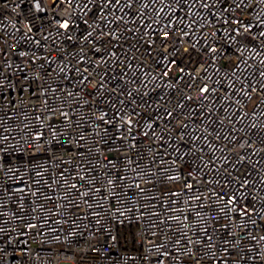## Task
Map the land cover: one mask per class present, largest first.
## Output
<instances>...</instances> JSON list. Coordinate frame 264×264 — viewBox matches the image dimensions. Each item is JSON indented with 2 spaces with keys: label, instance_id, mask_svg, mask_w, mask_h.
Instances as JSON below:
<instances>
[{
  "label": "built area",
  "instance_id": "obj_1",
  "mask_svg": "<svg viewBox=\"0 0 264 264\" xmlns=\"http://www.w3.org/2000/svg\"><path fill=\"white\" fill-rule=\"evenodd\" d=\"M0 264H264V0H0Z\"/></svg>",
  "mask_w": 264,
  "mask_h": 264
}]
</instances>
